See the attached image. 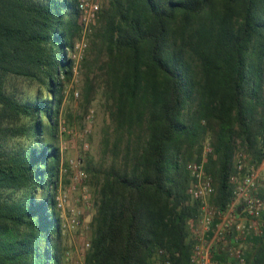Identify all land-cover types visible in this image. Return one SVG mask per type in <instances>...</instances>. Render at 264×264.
<instances>
[{
  "label": "trees",
  "instance_id": "16d2710c",
  "mask_svg": "<svg viewBox=\"0 0 264 264\" xmlns=\"http://www.w3.org/2000/svg\"><path fill=\"white\" fill-rule=\"evenodd\" d=\"M77 1L0 0V264L62 261L56 142ZM98 15L85 67L105 56L115 140L107 167H85L97 195L85 264H150L160 250L189 264L200 204L186 164L210 141V205L224 208L236 140L254 167L264 155V0H111ZM259 226L246 264H264V213Z\"/></svg>",
  "mask_w": 264,
  "mask_h": 264
},
{
  "label": "built area",
  "instance_id": "2783aa9c",
  "mask_svg": "<svg viewBox=\"0 0 264 264\" xmlns=\"http://www.w3.org/2000/svg\"><path fill=\"white\" fill-rule=\"evenodd\" d=\"M79 25L83 37L90 32L100 10L97 0H78ZM82 39L76 44L72 55V63L82 59V52L87 45ZM90 115L87 116V120ZM61 133H68L66 127H60ZM66 147H60L63 154ZM88 148L84 144L83 149ZM209 150H205L207 154ZM191 183L187 194L192 201H198L199 214L189 232L191 240V255L189 264H246L245 251L247 241L251 237L262 234L259 218L264 213V155L257 167L249 164L248 156L243 151L234 154V172L229 176L228 183L232 194L224 208L209 205L207 199L214 194L211 178L206 175L203 162L186 164ZM60 176H70L80 187V197L72 198L69 193H60L55 198V207L61 219V235L67 236L80 233L82 228L81 210L79 205L89 206L84 184L88 174L81 168L80 159L61 161ZM72 184V190H75ZM90 248V242L84 240L78 246H70L62 251V259L67 264H83L85 253ZM150 264H171L168 256L162 250Z\"/></svg>",
  "mask_w": 264,
  "mask_h": 264
},
{
  "label": "rangeland",
  "instance_id": "374dc122",
  "mask_svg": "<svg viewBox=\"0 0 264 264\" xmlns=\"http://www.w3.org/2000/svg\"><path fill=\"white\" fill-rule=\"evenodd\" d=\"M97 1L99 3L100 11H104L108 8L111 0ZM101 25L102 22L98 15L95 22L91 25L90 32L88 34H85L83 37L82 30L80 31V34L74 40L72 48L66 52V58L68 60L72 59V55L75 52L73 50L82 37L85 40L87 47L85 51L82 52V59L78 63H72L69 79L65 80L64 78H61L63 99L60 109L59 131L56 146L58 149H60V147L66 148L63 154H60V164L61 161H66L67 159L79 158L81 168L85 172V167L88 163L93 166L102 165L104 168L110 164L111 155L105 149V140L107 139V142L110 144L108 146L109 149L115 140V134L113 132L115 125L109 115L112 107V101L106 93L104 85L105 76L103 71L100 69V65L105 61V56H102L99 62L95 63V66L91 68L90 72H88L87 67H85L86 62H96L95 51H93V43L96 41L95 37L100 31ZM87 80H90L93 83L92 91L88 97L85 96ZM88 115H90V119L87 120ZM63 126L66 127L68 133H61L60 127ZM84 144L88 145L86 150L83 149ZM235 147L236 151H242L239 140H236ZM207 149L209 152L205 154L204 151ZM211 151L210 141L207 140L203 142L200 156V161L203 162V165L205 164L207 156L212 153ZM70 178V176L59 175V184L56 190L55 198L63 192L69 193L73 199L80 197L82 193L79 185L76 181L72 182ZM73 183H76L74 191L71 188ZM84 186L86 187V195L88 197L89 206L84 207L82 203L79 205L82 212V228L80 230V233L82 234L80 235L75 233L63 237L61 235L60 245L62 247V251L70 246H78L84 240H90V221L94 215L97 195L94 191L89 174L88 180ZM210 200V198L207 199V203L209 205L211 204ZM85 257L86 253L83 264H85ZM61 264L67 263L62 259Z\"/></svg>",
  "mask_w": 264,
  "mask_h": 264
}]
</instances>
